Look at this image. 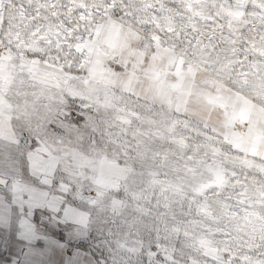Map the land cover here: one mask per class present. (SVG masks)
Listing matches in <instances>:
<instances>
[{"label":"rangeland","instance_id":"rangeland-1","mask_svg":"<svg viewBox=\"0 0 264 264\" xmlns=\"http://www.w3.org/2000/svg\"><path fill=\"white\" fill-rule=\"evenodd\" d=\"M3 29L15 62H39L67 85L47 91L18 71L11 95L23 146L43 138L62 156L69 199L92 212L72 242L94 264H264V160L233 142V122L190 118L88 74L95 54L118 73L165 60L186 90L218 91L227 114L264 113V0H13ZM101 157L124 169L119 188L91 180Z\"/></svg>","mask_w":264,"mask_h":264},{"label":"crops","instance_id":"crops-1","mask_svg":"<svg viewBox=\"0 0 264 264\" xmlns=\"http://www.w3.org/2000/svg\"><path fill=\"white\" fill-rule=\"evenodd\" d=\"M12 2L0 0V264H94V260L72 242V239L87 235L92 212L69 199L72 189L67 181L59 179L64 158L43 138L34 136L36 144L23 146L18 126V103L11 95L18 83V71L26 74L28 84L47 91L65 90L67 85L63 78L53 75L39 62H15L3 46L5 13ZM111 27L125 35L124 30ZM125 43L128 48L129 40ZM124 61L127 62H120ZM164 62L153 66L152 70L146 67L140 72L129 71L133 68L130 66L129 70L118 73L105 68L100 56L95 54L88 74L91 82L190 118L205 122L217 119L223 126H231L233 122L236 129L230 132L233 142L241 150L264 160L263 111L253 108L227 114L225 109L228 107L220 100L218 91L186 90V79L179 82L181 74L172 69L173 65L166 63L163 68ZM210 99L217 109L223 110L221 113L210 112ZM124 174L119 163L101 157L91 180L97 187L103 184L104 189L114 190L121 186ZM44 216L49 221L47 225ZM52 226L62 228L63 234L55 232Z\"/></svg>","mask_w":264,"mask_h":264}]
</instances>
